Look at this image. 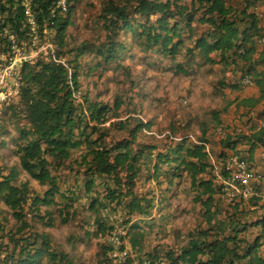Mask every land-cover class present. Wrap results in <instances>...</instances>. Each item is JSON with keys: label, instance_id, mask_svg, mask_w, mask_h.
<instances>
[{"label": "trees", "instance_id": "trees-1", "mask_svg": "<svg viewBox=\"0 0 264 264\" xmlns=\"http://www.w3.org/2000/svg\"><path fill=\"white\" fill-rule=\"evenodd\" d=\"M65 2L62 13L58 0H29L39 36L43 39L44 32L53 36L56 56L64 64L24 66L19 98L0 109V127L8 114L25 121L11 153L28 177L47 187L41 196L34 195L26 182L16 185L15 169H0V204L14 221V228L7 230V219L0 211L4 264H80L70 254L51 249L49 237L36 231L37 223L56 228V219L67 225L70 213L61 210L58 201L70 202L71 208L72 197L82 202L92 198L88 208L92 217L88 216L83 235L87 242L100 240L98 264H264L260 197L264 168L262 174H254L259 180L251 183L257 196L236 202L227 212L220 197L225 172L219 166L227 151L237 150L239 158L255 170V151L264 150V126L259 125L264 121V26L257 15L264 0H103L95 19L104 41L97 40L93 46L98 64L89 63L87 72L82 58L89 52L88 42L75 47L69 38L79 0ZM3 27L18 40H27L22 0H0ZM8 51L0 39V54ZM134 55L152 70L213 78L220 96L239 94V80L248 79L254 85L250 94L234 98L227 106L233 109L230 115L239 128L225 131L223 139L216 141L210 133L223 129L226 111L212 109L198 124L194 141L188 137L162 148L140 142L151 124L142 122V112L133 104L138 91L133 71L125 63ZM110 64L118 79L115 98L102 103L99 96H89L83 81L95 76V69L107 71ZM179 132V124L172 122L167 139L177 138ZM4 146L1 139L0 147ZM144 184L148 194L141 189ZM59 185L66 187L61 196ZM176 189L193 196L206 230L193 232V222L184 236L185 228L169 227L172 223L165 214L157 224L149 220L151 203L158 197L174 198ZM100 210L123 219L127 235L118 246L129 253L123 263L110 258L113 246L102 238L108 227L97 217ZM142 217L148 221L136 220ZM68 242L74 249L79 239Z\"/></svg>", "mask_w": 264, "mask_h": 264}, {"label": "rangeland", "instance_id": "rangeland-1", "mask_svg": "<svg viewBox=\"0 0 264 264\" xmlns=\"http://www.w3.org/2000/svg\"><path fill=\"white\" fill-rule=\"evenodd\" d=\"M103 0H79V9L72 16L73 26L69 32V38L72 46H79L88 42L89 52L83 56V71L89 70V63L94 65L98 64L95 60V53L93 46L96 41H104V33L97 24L95 17L99 14V8L102 5ZM242 8V6H241ZM257 15L261 20V24L264 26V8L257 11ZM103 23L100 22V25ZM263 48L258 49L261 52ZM89 57L88 61L86 60ZM135 58L128 59L127 65L133 71V85L136 87L138 93L134 96L133 104L136 106L137 111L142 112V122L150 123V130H145L140 142L146 144H153L158 148H162L164 144H174L175 141L180 139L191 138L193 141L199 136L198 124L206 121L208 113L212 109L219 111H226L223 114L222 128L226 132H231L239 128V125L232 121L231 112L233 109H229L228 104L234 99H244V97L250 94L251 89L246 88L239 94L233 96H220L215 93L213 87V78L202 77L197 75L192 78L173 76L170 73L160 72L152 70L145 66L144 59H137L140 56L134 55ZM113 65H107L105 69L107 71L102 72L104 69H95V76L85 78L83 81L85 89L89 92V96L99 99L102 103H111L115 98L116 84L118 79L115 77ZM111 70V71H110ZM117 73V72H116ZM121 75V73H118ZM95 82L96 85H95ZM126 84V83H124ZM97 87V89L95 88ZM129 87H126L128 90ZM93 94H91V93ZM132 96L134 94H131ZM79 101L77 105L81 103L79 94L77 95ZM176 122L179 124L180 132L177 138L167 139L169 137L170 124ZM1 127H3L6 137L3 136L0 127V140L2 139L5 146L0 147V169L9 170L15 169L18 173L16 185L26 182L32 194L41 196L47 187L39 186L35 181L28 177L25 172L19 166V162L16 157L11 153L13 149V142L17 140V131L21 126H25V121L20 117H15L13 114L3 116L1 120ZM264 126V121H263ZM224 134H222L223 136ZM190 139V140H191ZM3 148V149H2ZM5 148V149H4ZM237 154V150H229L225 153L220 167L224 170L225 174L221 179V192L224 189V178L226 176L225 164L228 158ZM239 157V156H238ZM246 162V161H245ZM214 164V163H213ZM252 169V167H251ZM214 182L219 183L220 175L214 176ZM60 187V196L65 192L66 187ZM147 185H142L144 194H148ZM151 190V188H149ZM177 195L174 198H168L163 200L158 197L151 205V216L155 220L156 224L159 221L161 215H166L171 220L172 225L169 227L185 228L184 236L194 222L195 229L193 230H206V226L201 217V210L197 214L198 208L193 202V196L189 197L188 193H185L183 189H176ZM221 197V195H220ZM224 210L228 212L234 204L229 203L226 199L222 198ZM58 200V199H57ZM89 201L82 202L76 200L73 197V207L69 208V203H64L62 200L58 201L61 204V210L64 209L70 213L67 219V225L61 226L59 220L56 219L57 227L54 229L44 228V226L36 224V231L38 234H45L51 241V249L62 250L65 253L70 254L74 260L80 264H98L100 261L101 245L100 240L96 239L91 242H87V238L83 235L85 230V223L88 222V216L90 214ZM194 206V207H192ZM59 207V206H58ZM45 211L46 208H42ZM0 211L7 219L8 229L14 228V221L11 219L9 212L0 204ZM149 211V210H147ZM77 213V215H76ZM100 213V212H99ZM98 213V219H99ZM196 214V215H195ZM174 215L176 218L174 219ZM58 218V217H56ZM136 220L148 221V219L142 217ZM84 222V223H83ZM155 224V225H156ZM94 230V229H93ZM195 236V235H194ZM78 238L79 242L75 244V248L72 249L68 244L70 238ZM156 243V241L154 242ZM179 244H183L181 241ZM175 245H173L174 247ZM163 256V254L161 255Z\"/></svg>", "mask_w": 264, "mask_h": 264}, {"label": "built area", "instance_id": "built-area-1", "mask_svg": "<svg viewBox=\"0 0 264 264\" xmlns=\"http://www.w3.org/2000/svg\"><path fill=\"white\" fill-rule=\"evenodd\" d=\"M22 1L23 18L29 29L27 40H18L16 35L5 27L0 29V39L9 48L8 52L0 54V109L19 98L21 70L24 66H34L38 62L51 61L64 64V59L56 56V48L51 42L53 36H50L48 32H44L43 39L39 36L29 0ZM57 6L62 13L66 11L65 0H58ZM242 84L245 85L246 82ZM214 134L221 137L220 130H216ZM255 157L260 166L264 164V150L258 149L255 152ZM225 171L222 197L229 203L234 204L235 201L240 200L246 202L250 197L257 196L251 187V183L259 180L258 177L254 176L258 172L249 169L244 160L232 154L226 161ZM99 216L100 220L108 227L106 234L102 237L104 243L113 246L110 258L113 261L123 263L129 253L128 251H121V246H118L119 241L127 235V229L122 218L110 210H102ZM124 244L125 242H122L123 246ZM3 261V255L0 254V264H4Z\"/></svg>", "mask_w": 264, "mask_h": 264}, {"label": "clouds", "instance_id": "clouds-1", "mask_svg": "<svg viewBox=\"0 0 264 264\" xmlns=\"http://www.w3.org/2000/svg\"><path fill=\"white\" fill-rule=\"evenodd\" d=\"M243 82H246V84L243 85V84H242ZM238 84H239V86L242 88V91L245 90L246 88H250V89H252V88L254 87L253 83H251L248 79H240L239 82H238ZM261 124H262V125H261ZM259 125H260V126H263V122L259 123ZM216 130H220V131H221V137H218L217 135L214 134V132H215ZM216 130H214V131H212V132L210 133L211 137H214L216 141H218V140H222L223 137H224V135H225V131H224L223 129H216ZM222 134H224V135L222 136ZM211 137H210V139H211ZM256 151H257V150H256ZM256 151H255V152H256ZM254 157H255V156H254ZM255 160H256V162H257L256 157H255ZM257 164H258V166H260V164H259L258 162H257ZM221 197H222V192H221ZM222 198H223V197H222ZM100 212H101V210H100ZM99 214H100V213H99ZM99 217H100V216H99ZM120 218H121V217H120ZM122 220H123V219H122Z\"/></svg>", "mask_w": 264, "mask_h": 264}, {"label": "crops", "instance_id": "crops-1", "mask_svg": "<svg viewBox=\"0 0 264 264\" xmlns=\"http://www.w3.org/2000/svg\"><path fill=\"white\" fill-rule=\"evenodd\" d=\"M263 168H264V164H261V166H258L256 167V172H261V174L263 173ZM261 185H264V184H261ZM264 190L262 191V193L260 194V197H261V201H262V204L264 205V194H263ZM264 215V213H263Z\"/></svg>", "mask_w": 264, "mask_h": 264}]
</instances>
